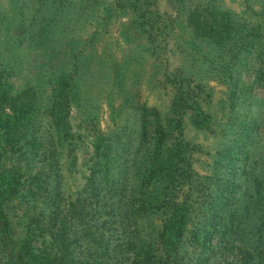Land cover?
Here are the masks:
<instances>
[{
	"label": "trees",
	"instance_id": "16d2710c",
	"mask_svg": "<svg viewBox=\"0 0 264 264\" xmlns=\"http://www.w3.org/2000/svg\"><path fill=\"white\" fill-rule=\"evenodd\" d=\"M7 1L6 13L0 9V42L10 49L6 64L0 55V264H264V109L251 107L264 92V0H242L240 9L166 0L173 14L159 12V0ZM118 14L126 15L125 52L105 50L106 61L98 60L113 92L122 102L136 95L122 77L141 51L157 67L152 87L171 90L163 114L133 100L129 116L100 131L83 125L95 110L76 118L72 100L82 58L98 54ZM87 16L101 29L95 24L78 45ZM171 37L180 56L172 63ZM66 38L69 53L58 63L28 57L61 54ZM136 38L146 46L134 49ZM209 80L225 88L224 121L210 106ZM105 97L114 109L112 91ZM195 131L215 142L204 145ZM31 145L43 151L45 169L28 166L37 155ZM18 151L23 170L8 163Z\"/></svg>",
	"mask_w": 264,
	"mask_h": 264
},
{
	"label": "rangeland",
	"instance_id": "374dc122",
	"mask_svg": "<svg viewBox=\"0 0 264 264\" xmlns=\"http://www.w3.org/2000/svg\"><path fill=\"white\" fill-rule=\"evenodd\" d=\"M206 1V0H204ZM222 2L225 5L233 6L236 9H240L244 5V1L242 0H222ZM92 5H102L101 2H93ZM9 4L7 0H0V9H2V12L6 13V10L8 8ZM157 10L161 13H169L173 14L175 12L174 8L166 2V0H159L155 6ZM150 10H154L153 7H149ZM88 17V16H87ZM126 15H117L112 17L109 20V24L106 26L107 30L104 32V40L105 42H100V45L95 46L96 51L98 54H95L97 56H85L84 59L86 61L85 64V70L81 72V76L79 77V83H80V94L76 95V100H72V107L71 111L74 112V115L76 118H79L82 115L89 116L93 110H95L96 116L93 120H87L83 123V125H87L88 127H98L100 131H106L109 127L114 126L116 123H114V120H117L120 122L123 118L130 115V112L132 109L131 102L133 103H144L146 106H155L160 110V113L163 114L167 107V102L169 99V91L171 90L169 86L167 87H160L159 89L152 87L151 83H149V74L153 70V68L157 69V67L153 66V57L147 52V51H141L142 53L139 54L140 56L136 57V60L128 66V70L125 74V76L122 77V80L124 79L126 82V85L130 89L129 91H132V89L136 92V95L133 93V99L130 100V102H122L123 94L122 93H114L113 90H115L116 85L111 83V81L108 79V73L106 71V67H99V61L98 60H104L105 58V50L113 52V49L116 50V53L121 56L123 52H125L126 43L120 38H122V32L123 29L125 32L128 31V27L125 24H122L121 22H124V18ZM3 18V17H2ZM114 18V19H113ZM97 19H91L88 17L83 30L79 31V36L75 37L77 38L76 43L79 45L81 40L85 37V33L87 30L94 28V25L101 29V26L96 23ZM3 22H6V18H3ZM11 24V22H10ZM120 26V27H119ZM2 32V31H1ZM4 34V31L2 32ZM4 38V37H3ZM6 39V38H5ZM10 39V38H9ZM9 39L7 43H9ZM67 42H65V46L61 47V54H48L46 56L42 55L41 52H33L31 51L29 53V58L33 59V64H44L47 63L48 65L58 63L60 59H62L64 56L67 57L70 49V45L72 40L66 38ZM173 38L169 39L167 41V49L166 54L168 56V60L170 63L173 62V60L177 59L178 55H174V52H172V48L174 47ZM86 42V39H84ZM75 43V44H76ZM117 44V45H116ZM139 45L146 46L144 41H142L140 38H136L131 43V46L136 49L139 47ZM113 46L115 48H113ZM122 51H119V49ZM85 52H88L89 47L87 44H83L80 46ZM67 50V54H63V50ZM175 51V49H174ZM178 53V52H177ZM0 55L3 56L2 60L4 61V64H6L9 60L10 56V49L5 46V42L1 44L0 42ZM19 57H21L20 54L17 53ZM137 55V53H136ZM81 61V59H80ZM168 62V63H169ZM35 69H39V67L36 65V67H32L31 71ZM13 81L16 85L19 84V81L15 80L17 77H13ZM12 80V79H11ZM208 86L212 87L211 95L209 97L210 106L213 109V112L216 113V120L219 119L220 121H224V117L221 115V112H219V108L222 105L223 111L226 113L227 106L226 101H224L226 97L225 88L223 84L218 83L214 80L208 81ZM112 89H111V88ZM106 91H112V104L114 109L112 108L111 104H107L105 92ZM256 94V90H255ZM78 96V97H77ZM264 92H262L261 89L256 94V98L252 101V108H262L264 109ZM224 101V103H223ZM223 103V104H222ZM215 110V111H214ZM116 112V113H114ZM86 126V127H87ZM216 129H218V126H214ZM89 129V128H88ZM193 133V130L190 129V134ZM216 135H212V133H209L208 131L204 134L197 133L195 131L194 138L204 145H212L215 141ZM29 154L32 152L36 153L37 155L34 156V159H31L29 161V165L31 170L39 169H45V165L42 160V152L38 149L36 145H31L28 150ZM86 151V149H85ZM91 148L88 147L87 151L84 154H87V152H90ZM19 152V151H18ZM6 154V152H4ZM25 154L22 152L14 153L12 154V161L8 163L17 164L18 167H20L21 170H23L25 167H23V163L25 162ZM24 157V158H23ZM202 157H205L204 154H202ZM23 158V159H22ZM83 156L79 157V161H82ZM10 159V158H8ZM79 174H77V181H80V177H78Z\"/></svg>",
	"mask_w": 264,
	"mask_h": 264
}]
</instances>
